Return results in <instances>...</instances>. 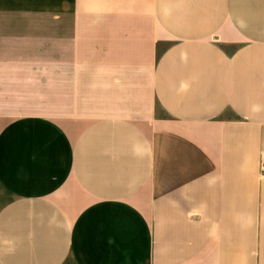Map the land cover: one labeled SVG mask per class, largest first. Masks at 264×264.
I'll return each instance as SVG.
<instances>
[{
	"label": "crops",
	"instance_id": "1",
	"mask_svg": "<svg viewBox=\"0 0 264 264\" xmlns=\"http://www.w3.org/2000/svg\"><path fill=\"white\" fill-rule=\"evenodd\" d=\"M264 0H0V264H264Z\"/></svg>",
	"mask_w": 264,
	"mask_h": 264
},
{
	"label": "built area",
	"instance_id": "2",
	"mask_svg": "<svg viewBox=\"0 0 264 264\" xmlns=\"http://www.w3.org/2000/svg\"><path fill=\"white\" fill-rule=\"evenodd\" d=\"M263 162H264V158H263Z\"/></svg>",
	"mask_w": 264,
	"mask_h": 264
}]
</instances>
